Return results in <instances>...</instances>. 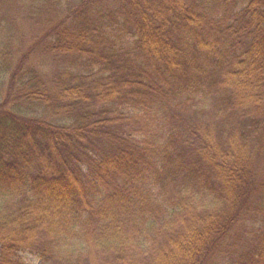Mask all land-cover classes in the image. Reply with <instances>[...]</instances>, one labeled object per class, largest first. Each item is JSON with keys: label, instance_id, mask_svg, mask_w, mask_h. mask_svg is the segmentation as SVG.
I'll return each mask as SVG.
<instances>
[{"label": "trees", "instance_id": "1", "mask_svg": "<svg viewBox=\"0 0 264 264\" xmlns=\"http://www.w3.org/2000/svg\"><path fill=\"white\" fill-rule=\"evenodd\" d=\"M264 0H0V264H264Z\"/></svg>", "mask_w": 264, "mask_h": 264}, {"label": "rangeland", "instance_id": "2", "mask_svg": "<svg viewBox=\"0 0 264 264\" xmlns=\"http://www.w3.org/2000/svg\"><path fill=\"white\" fill-rule=\"evenodd\" d=\"M259 172H260L261 174H263V173H264V167H262V168L259 170ZM263 176H264V174H263ZM25 258H26L27 261H29V262H31V263H33V264H38V262H37L34 258H31V257H29V256H26Z\"/></svg>", "mask_w": 264, "mask_h": 264}]
</instances>
